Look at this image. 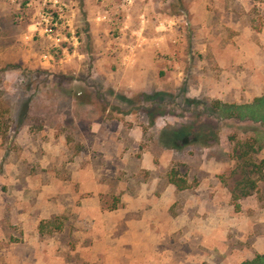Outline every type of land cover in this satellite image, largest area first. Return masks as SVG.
Wrapping results in <instances>:
<instances>
[{
  "label": "rangeland",
  "instance_id": "374dc122",
  "mask_svg": "<svg viewBox=\"0 0 264 264\" xmlns=\"http://www.w3.org/2000/svg\"><path fill=\"white\" fill-rule=\"evenodd\" d=\"M261 174L264 0H0V264L253 260Z\"/></svg>",
  "mask_w": 264,
  "mask_h": 264
},
{
  "label": "trees",
  "instance_id": "16d2710c",
  "mask_svg": "<svg viewBox=\"0 0 264 264\" xmlns=\"http://www.w3.org/2000/svg\"><path fill=\"white\" fill-rule=\"evenodd\" d=\"M253 168H263L260 164L251 163ZM258 167V168H257ZM257 171V170H256ZM261 173V172H259ZM261 177H264L263 174H261ZM258 178H253L251 175H248L244 177L236 186V190L234 191L236 198L246 197L254 194L257 191L258 188ZM241 264H264V254L263 255H257L256 258L253 260H247L242 262Z\"/></svg>",
  "mask_w": 264,
  "mask_h": 264
}]
</instances>
